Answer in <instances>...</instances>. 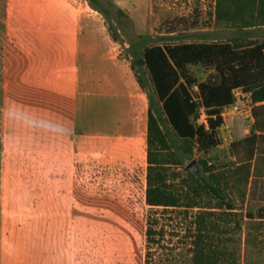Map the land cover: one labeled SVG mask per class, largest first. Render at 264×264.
<instances>
[{"label":"rangeland","instance_id":"obj_1","mask_svg":"<svg viewBox=\"0 0 264 264\" xmlns=\"http://www.w3.org/2000/svg\"><path fill=\"white\" fill-rule=\"evenodd\" d=\"M95 1L99 11L88 0H0V264H193L196 217L205 211L219 264H264L260 158L248 185L230 178L245 159L250 123L227 117L219 147H195L168 166L180 174L177 190L193 162L200 175L203 162L227 174L233 210L152 208L154 89L146 71L145 89L133 70V53L141 58L147 47L263 43L264 25L244 35L218 22L217 0ZM189 72L198 82L215 76L202 66ZM177 147L167 155H182ZM209 205L219 207L205 198L201 206Z\"/></svg>","mask_w":264,"mask_h":264},{"label":"trees","instance_id":"obj_2","mask_svg":"<svg viewBox=\"0 0 264 264\" xmlns=\"http://www.w3.org/2000/svg\"><path fill=\"white\" fill-rule=\"evenodd\" d=\"M88 2L99 11L95 0ZM216 20L238 25L242 34H249L247 29L264 25V0H217ZM191 66H202L215 76L198 82L189 72ZM133 70L145 89L142 71H146L154 89L153 95L148 94L146 204L152 208L209 210L227 204L233 210L227 202L230 178L248 185L253 162L258 158L264 178V148L260 149L264 146V42L243 44L235 39L227 43L147 47L141 58L137 52L133 53ZM237 89L251 94L255 105L251 135L243 142L246 146L244 161L230 178L203 162L204 174L186 173L182 189L177 190L173 182L180 174H170L168 166L190 157L195 147L206 153L221 145L218 133L225 124L222 112L234 104ZM201 110L205 111L208 127L198 124ZM166 123L173 136L167 132ZM178 142L183 145L182 155H167L172 147L178 148ZM205 198L215 201L218 204L215 206L219 207H202ZM212 215L205 211L196 217L193 264L220 263L211 237L213 225L209 218ZM261 218L264 219V212Z\"/></svg>","mask_w":264,"mask_h":264},{"label":"built area","instance_id":"obj_3","mask_svg":"<svg viewBox=\"0 0 264 264\" xmlns=\"http://www.w3.org/2000/svg\"><path fill=\"white\" fill-rule=\"evenodd\" d=\"M235 102L233 105L224 108L222 112V118L224 123L226 122L227 117L231 116H240L242 120L250 123V126L244 128V132L248 133L249 129L253 126V108L254 103L252 100L251 94L243 93L241 89L234 91ZM198 124L208 127L207 116L204 110H201Z\"/></svg>","mask_w":264,"mask_h":264},{"label":"water","instance_id":"obj_4","mask_svg":"<svg viewBox=\"0 0 264 264\" xmlns=\"http://www.w3.org/2000/svg\"><path fill=\"white\" fill-rule=\"evenodd\" d=\"M186 171L191 173V174H198V168L196 166V162H193L192 164H190L187 168H186Z\"/></svg>","mask_w":264,"mask_h":264}]
</instances>
